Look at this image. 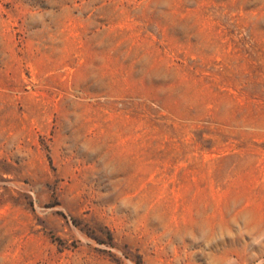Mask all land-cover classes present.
I'll list each match as a JSON object with an SVG mask.
<instances>
[{"label": "rangeland", "instance_id": "374dc122", "mask_svg": "<svg viewBox=\"0 0 264 264\" xmlns=\"http://www.w3.org/2000/svg\"><path fill=\"white\" fill-rule=\"evenodd\" d=\"M0 264H264V0H0Z\"/></svg>", "mask_w": 264, "mask_h": 264}]
</instances>
